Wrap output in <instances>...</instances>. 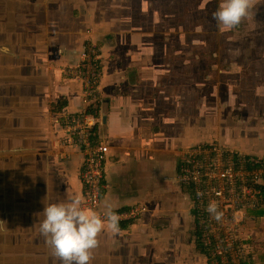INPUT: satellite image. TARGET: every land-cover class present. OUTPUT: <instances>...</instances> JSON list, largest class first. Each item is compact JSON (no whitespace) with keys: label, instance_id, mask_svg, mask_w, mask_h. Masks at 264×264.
Listing matches in <instances>:
<instances>
[{"label":"crops","instance_id":"crops-1","mask_svg":"<svg viewBox=\"0 0 264 264\" xmlns=\"http://www.w3.org/2000/svg\"><path fill=\"white\" fill-rule=\"evenodd\" d=\"M86 1L59 0L51 19L22 21L25 32L16 36L0 17V41L9 36L18 48L0 50V264H61L39 222L47 205L83 197V157L51 105L82 110L81 87L66 70L87 40L98 46L103 70L92 132L103 149L100 210L148 208L120 222L119 234L106 231L92 264H208L194 239L193 188L165 178L182 170L186 150L216 137L264 163V45L236 42L249 31L230 42L216 32L213 48H192L195 35L170 30L174 19L161 16L176 0ZM94 10L99 16L90 20ZM248 215L247 244L254 264H264V187Z\"/></svg>","mask_w":264,"mask_h":264},{"label":"built area","instance_id":"built-area-1","mask_svg":"<svg viewBox=\"0 0 264 264\" xmlns=\"http://www.w3.org/2000/svg\"><path fill=\"white\" fill-rule=\"evenodd\" d=\"M86 33L91 34V31ZM100 58L98 46L87 40L77 61L66 70V74L81 87L82 110L66 113L58 103L54 111L62 119V131L67 142L83 157L80 181L84 205L103 214L100 210L103 149L92 140V132L98 122L95 102L103 78ZM165 180L192 186L195 231L208 264H254L253 252L247 244L250 237L247 217L249 212L258 209L263 200L262 159L242 157L216 137L207 146L186 150L182 170ZM213 200L224 213L220 222L206 211ZM147 211L146 206L137 205L116 212L120 222H130L139 220Z\"/></svg>","mask_w":264,"mask_h":264},{"label":"clouds","instance_id":"clouds-1","mask_svg":"<svg viewBox=\"0 0 264 264\" xmlns=\"http://www.w3.org/2000/svg\"><path fill=\"white\" fill-rule=\"evenodd\" d=\"M256 4L257 0H221L213 18L221 32L232 31L252 15ZM114 207L106 203L105 211L101 214L85 207L82 196L74 195L66 202L45 207L39 231L61 264H92L94 251L101 244V236L106 231L113 235L121 231V218ZM206 211L217 222L224 218V213L214 200L209 202Z\"/></svg>","mask_w":264,"mask_h":264},{"label":"rangeland","instance_id":"rangeland-1","mask_svg":"<svg viewBox=\"0 0 264 264\" xmlns=\"http://www.w3.org/2000/svg\"><path fill=\"white\" fill-rule=\"evenodd\" d=\"M220 3L221 0H176V6L169 8L165 12H161V16L162 15H165V17L168 16V18H170L171 21L174 19V21L170 22V26H169L170 30H174L179 34H182V32L186 31L187 33L195 35L198 41L197 43H195L194 40H192L191 42L192 48H196V49L200 48L199 51L207 52V50H210V48H213L215 46V42H213L211 38H213L214 40L215 36H217L216 32H221L217 25V21L213 18V13H215L218 10ZM8 7L9 5L0 6L1 13L9 14L7 19H5L4 21V24L7 25L6 28L8 29L10 28L11 32H13L15 36L19 32L20 33L22 31L25 32L24 26L21 24L22 18L21 17L19 18L18 15L14 17L13 15L14 11L10 10L9 13ZM25 8L18 7V9H25ZM135 13H136L135 10L132 9L130 15L131 19L132 17L135 18ZM162 18H164V16ZM13 22L14 24L16 23L17 25L11 26V23ZM164 28L167 29L168 27L167 28L164 27ZM248 31L252 32L250 38H248V36L246 35V39H241L243 33ZM197 32H205L206 35L208 36L206 38V41L200 39L197 35ZM259 33L264 34V0H257V4L256 7L253 9L252 15L248 19H246L239 27L233 29L232 31L223 32L224 37L226 39L229 38L228 42L231 41L232 34L235 35L236 37L241 34L240 35L241 38L237 37L238 40L236 42H239L240 39L241 44L245 47H249V45L251 46L264 45V38H260V39H258V37L254 38L255 36H258ZM221 35L219 34V36ZM11 47H12V43L9 36H7L5 39L0 41V50H2L3 52H5V49L7 50L12 49ZM12 50L16 52L18 48ZM8 52L9 51H7V53ZM13 56L14 55H12V57ZM1 58L2 57L0 55V60H2ZM10 61L13 62V59H10ZM57 103L51 105V107H53V110H54V106Z\"/></svg>","mask_w":264,"mask_h":264},{"label":"flooded vegetation","instance_id":"flooded-vegetation-1","mask_svg":"<svg viewBox=\"0 0 264 264\" xmlns=\"http://www.w3.org/2000/svg\"><path fill=\"white\" fill-rule=\"evenodd\" d=\"M79 1H81L83 3V1H86V0H64L65 3H69V2L75 3V2H79ZM98 1L102 2V0H98ZM86 2H88V1H86ZM1 5H3V6L9 5V7H8L9 13H10V10L14 11V14H13L14 17L16 15H18L19 18L20 17L22 18L21 21L24 22V21L29 20V19H31V20L36 19L37 20L36 23H39V24L41 23L40 20L45 21V19L48 20L51 17V11L53 8H56V10L59 11V0H0V6ZM18 7H23V8L26 7V8L25 9H18ZM69 11L70 12H68V13H70V14H67V16L71 17V12L74 14L73 7L71 5L69 7ZM8 15L9 14H4V13L0 12V17H5V19L8 17ZM55 15H59V14L57 13ZM89 15H90V20L91 19L94 20L95 18H97L99 16V13L94 10L93 15L92 14H89ZM54 18L56 20L59 19L58 16H55ZM0 32H2V30H0ZM24 70L26 73H28V71H29V69L27 67H25ZM53 112L56 113L55 111H53ZM58 124H59V122H58ZM194 239L197 243V247H200L199 242H198V236H197V233L195 230H194Z\"/></svg>","mask_w":264,"mask_h":264},{"label":"trees","instance_id":"trees-1","mask_svg":"<svg viewBox=\"0 0 264 264\" xmlns=\"http://www.w3.org/2000/svg\"><path fill=\"white\" fill-rule=\"evenodd\" d=\"M95 112L97 113V110L95 109ZM263 212H261L259 215H261Z\"/></svg>","mask_w":264,"mask_h":264},{"label":"water","instance_id":"water-1","mask_svg":"<svg viewBox=\"0 0 264 264\" xmlns=\"http://www.w3.org/2000/svg\"><path fill=\"white\" fill-rule=\"evenodd\" d=\"M255 218H252V220H254Z\"/></svg>","mask_w":264,"mask_h":264}]
</instances>
